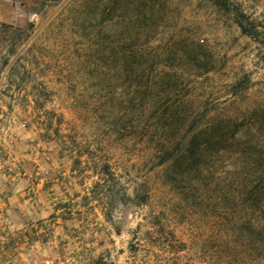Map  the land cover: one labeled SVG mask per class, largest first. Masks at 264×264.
<instances>
[{
    "label": "rangeland",
    "instance_id": "1",
    "mask_svg": "<svg viewBox=\"0 0 264 264\" xmlns=\"http://www.w3.org/2000/svg\"><path fill=\"white\" fill-rule=\"evenodd\" d=\"M262 171L264 0H0V264H264Z\"/></svg>",
    "mask_w": 264,
    "mask_h": 264
},
{
    "label": "trees",
    "instance_id": "2",
    "mask_svg": "<svg viewBox=\"0 0 264 264\" xmlns=\"http://www.w3.org/2000/svg\"><path fill=\"white\" fill-rule=\"evenodd\" d=\"M196 144L195 140L189 143L187 149L181 153L179 159H188L191 160L196 154ZM252 193V192H251ZM251 197V194L249 195ZM259 212L262 213V221L259 222V236L261 241L264 242V171L261 172L259 176ZM250 224L247 223V231L252 232L250 229Z\"/></svg>",
    "mask_w": 264,
    "mask_h": 264
}]
</instances>
